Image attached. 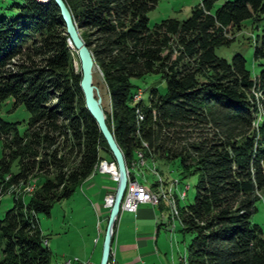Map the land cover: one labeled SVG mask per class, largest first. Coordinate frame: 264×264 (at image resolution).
I'll return each mask as SVG.
<instances>
[{
  "label": "trees",
  "instance_id": "1",
  "mask_svg": "<svg viewBox=\"0 0 264 264\" xmlns=\"http://www.w3.org/2000/svg\"><path fill=\"white\" fill-rule=\"evenodd\" d=\"M64 1L104 83L105 123L126 167L140 151L144 160H176L182 177L196 175L192 201L173 211L180 233L190 235L184 263L264 264V232L251 220L264 191V63L252 75L240 51L230 59L214 52L234 40L245 18L259 16L264 0L214 8L199 0L184 18L152 24L146 12L156 0ZM8 6L15 13L0 14V102L11 96L28 118L21 135L0 118V193L29 178L35 185L25 197L10 194L0 264H49L36 214L48 215L99 160L113 159L83 106L55 3ZM254 56L264 57V37ZM148 73L159 74L165 90L151 87L147 104L135 102L133 78Z\"/></svg>",
  "mask_w": 264,
  "mask_h": 264
},
{
  "label": "rangeland",
  "instance_id": "2",
  "mask_svg": "<svg viewBox=\"0 0 264 264\" xmlns=\"http://www.w3.org/2000/svg\"><path fill=\"white\" fill-rule=\"evenodd\" d=\"M12 1L15 0H0V14L10 15L15 13V8L8 6ZM198 1L199 0H156L154 5L146 12L147 22L148 24H152L165 16L182 19L188 14L190 7ZM223 1L224 0H213L212 8L216 7ZM233 37L234 40H232L229 44L215 46L214 52L219 56H224L230 59L233 52L240 51L245 56L246 65L251 74H257L262 68L264 57L259 56L256 58L254 56V46L255 44L260 45L263 41L264 10L259 13V16L252 15L245 18L242 21L241 28L235 32ZM71 57L73 69L77 70L75 66V60H77L75 49H71ZM133 81L138 86L136 89H140L139 95L142 98L143 104H147L148 102L147 96L151 87H155L159 92H164L165 90V82L157 73H148L141 78H133ZM92 83L95 85L96 94L100 97L101 104L108 110V96L106 94L100 73L96 67L92 73ZM137 94L138 92L136 93V96ZM141 98H139V100ZM135 102H138V100ZM0 118L4 121L15 122L17 134L21 135L26 127L28 113L22 105L13 106L12 97L8 96L0 102ZM109 123V125H111L110 121ZM138 152L140 151H136L137 154ZM136 153L134 159H132L129 163V167H126V171L128 173V177L131 176L133 180L141 183L146 189L155 190L159 193V198L154 204L155 213L158 215L157 218L160 219L158 222L162 220L161 223L164 225L161 226V233H166L165 244L163 243V246L161 245V247H157L160 258L166 264H183L185 244L188 242L190 235L180 233L178 212L177 214H173V211L175 207L178 211V207L192 201L196 175L182 177L179 172L178 163L174 159L165 160L156 158L153 161H148L144 160L142 154H140V159L142 160L141 163V160H138ZM11 170H16L14 164H12ZM94 172L96 171L91 173ZM107 176V174L96 173L92 178V184L94 187L91 189V192H103L104 189L110 188L113 185L115 186V183L109 180V176ZM34 185L35 178H29V181L22 187V189L15 187L8 189V191L3 194L0 193V218L2 217L4 211L11 205L10 194L13 193L14 195L27 196L33 190ZM79 185L67 199L54 202L48 215L42 213L36 214L39 230L48 240L47 246L46 239L43 240V244L45 241L44 245L50 251L49 264H60L62 260L67 261L64 260L65 258L74 257L70 256L62 258L61 253H71V247H74L76 245V240L79 239V232L81 235H85V232L88 234L91 230V224L96 221L93 210L90 209L84 200H81V197H79L80 195H77L79 192L80 194L81 192L83 193V191L79 189ZM83 187L84 186H82V188ZM77 191L79 192L77 193ZM91 192H88V196H91ZM93 199L94 201L96 200L95 197H93ZM256 206L257 209L252 214L251 220L259 224L264 232V191L261 192ZM159 215L161 218H159ZM101 223V227L104 229L105 222ZM172 226H174L173 229L170 228ZM65 227H68L67 233H65ZM168 236L172 239V244L175 248L169 246ZM85 241L88 245L89 241L84 240V242ZM89 250L90 248L88 246L86 252H89ZM97 254L98 253H96L95 261L98 263L100 254L99 256H97Z\"/></svg>",
  "mask_w": 264,
  "mask_h": 264
},
{
  "label": "crops",
  "instance_id": "3",
  "mask_svg": "<svg viewBox=\"0 0 264 264\" xmlns=\"http://www.w3.org/2000/svg\"><path fill=\"white\" fill-rule=\"evenodd\" d=\"M96 173L98 172L88 175L79 185V189L83 191V193L81 192L80 194V192L77 191V193L79 192L77 195H80L79 197H81V200H84L90 209L93 210L96 221L91 224L92 226L90 225L91 230L88 234L85 232V235H81L79 232V239L76 240V245L71 247V253L66 254L62 252V258L74 256L79 260L86 261L88 264H98L97 261H95V257L96 253H98L97 256L100 254L102 235L104 231L101 227V222H105L107 217V209L102 203L103 196L107 192L112 191L114 185L110 188L104 189L103 192H91V189L94 187L92 184V178ZM108 178L115 183V181L110 177ZM82 186L84 187L82 188ZM88 192H91V196H88ZM93 197H95V201ZM155 212V205L148 203L139 204L133 213L124 211L119 212L115 220L110 245L111 256L115 264H166L161 260L157 248L158 246L161 247L163 243L165 244L166 233H161L160 229L163 225L161 223L162 220L158 222L160 219L157 218L158 215ZM159 218H161L160 215ZM170 228L173 229L174 226ZM65 231V233L68 232V227H65ZM168 238L169 246L175 248L173 247L172 239L169 236ZM84 240L89 241L88 245L86 244V241L84 242ZM47 245L48 240L46 239V246ZM88 246L90 250L89 252H86ZM64 260H67V258Z\"/></svg>",
  "mask_w": 264,
  "mask_h": 264
},
{
  "label": "water",
  "instance_id": "4",
  "mask_svg": "<svg viewBox=\"0 0 264 264\" xmlns=\"http://www.w3.org/2000/svg\"><path fill=\"white\" fill-rule=\"evenodd\" d=\"M52 1L58 8V13L63 23L66 40L68 44L73 49H75L76 52L78 61L77 70L79 72L78 86L82 94L83 106L95 122L98 131L103 137L115 166V186L112 193L111 204L107 212L104 231L102 235L100 257L98 261V264H106L110 252L113 228L115 220L118 216L119 202L121 200L127 181L126 166L123 155L119 147L117 146L111 131L105 123V114L100 104L101 100L100 97L96 94L95 85L92 83V73L95 69V65L93 63L90 50L79 35L78 27L74 23L71 13L64 0ZM128 178L132 179L131 176H129Z\"/></svg>",
  "mask_w": 264,
  "mask_h": 264
},
{
  "label": "built area",
  "instance_id": "5",
  "mask_svg": "<svg viewBox=\"0 0 264 264\" xmlns=\"http://www.w3.org/2000/svg\"><path fill=\"white\" fill-rule=\"evenodd\" d=\"M137 158H140V156H137ZM93 171H96L101 174H107L112 180L115 181L116 171L113 161H106L104 159H101L99 160L98 170H93ZM112 193H113L112 191L107 192L103 197L102 203L106 209L110 207L112 200ZM141 203L150 204V201L146 197L143 190L139 188L137 183L132 179H129L127 176L126 185L121 200L119 202L118 214L121 211L133 213L135 212L137 206ZM67 264H88V263L86 261L79 260L76 257H72V258H67ZM106 264H115L111 256V251L109 252V256L107 258Z\"/></svg>",
  "mask_w": 264,
  "mask_h": 264
},
{
  "label": "bare ground",
  "instance_id": "6",
  "mask_svg": "<svg viewBox=\"0 0 264 264\" xmlns=\"http://www.w3.org/2000/svg\"><path fill=\"white\" fill-rule=\"evenodd\" d=\"M77 63H78V61H77ZM76 69H78V67H76ZM137 92H138V94L134 98V101H136V100L139 101V98H140V95H139L140 94V89H138ZM101 106H102V104H101ZM102 108H103V106H102ZM137 156H141V155L140 154L139 155L137 154ZM141 163H142V160H141ZM98 165H99V163H98ZM98 165L95 167V170H98ZM127 176H128V173H127ZM133 181H135L137 183V185L139 186V188L143 190V192L145 193L146 197L150 201V204H155L157 202V200L159 198V193L158 192H156L155 190H148L141 183H139L138 181H136V180H133ZM44 244H45V241H44ZM61 264H67V261H63Z\"/></svg>",
  "mask_w": 264,
  "mask_h": 264
}]
</instances>
